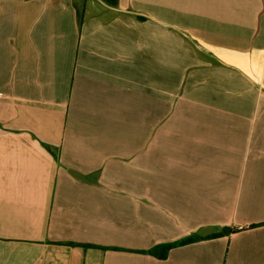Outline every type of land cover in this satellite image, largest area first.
<instances>
[{
  "label": "crops",
  "instance_id": "obj_1",
  "mask_svg": "<svg viewBox=\"0 0 264 264\" xmlns=\"http://www.w3.org/2000/svg\"><path fill=\"white\" fill-rule=\"evenodd\" d=\"M0 264H264V0H0Z\"/></svg>",
  "mask_w": 264,
  "mask_h": 264
},
{
  "label": "trees",
  "instance_id": "obj_2",
  "mask_svg": "<svg viewBox=\"0 0 264 264\" xmlns=\"http://www.w3.org/2000/svg\"><path fill=\"white\" fill-rule=\"evenodd\" d=\"M106 1H108V2H110V3H115L116 2V0H106ZM188 241H190V240H185V241H183L182 243H185V242H188ZM171 247V244H168V245H163V246H161L160 248H159V252H155V250H152V251H150V253H152V254H156V256H158V257H160V258H164L165 256H166V254H167V251H168V249Z\"/></svg>",
  "mask_w": 264,
  "mask_h": 264
},
{
  "label": "rangeland",
  "instance_id": "obj_3",
  "mask_svg": "<svg viewBox=\"0 0 264 264\" xmlns=\"http://www.w3.org/2000/svg\"><path fill=\"white\" fill-rule=\"evenodd\" d=\"M93 1H98V0H93Z\"/></svg>",
  "mask_w": 264,
  "mask_h": 264
}]
</instances>
